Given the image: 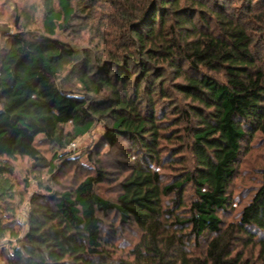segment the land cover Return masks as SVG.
I'll use <instances>...</instances> for the list:
<instances>
[{"label":"trees","instance_id":"1","mask_svg":"<svg viewBox=\"0 0 264 264\" xmlns=\"http://www.w3.org/2000/svg\"><path fill=\"white\" fill-rule=\"evenodd\" d=\"M260 4L264 21V0L16 5L0 60V260L264 264V170L236 218L221 216L238 204L229 188L244 144L264 138V38L240 18ZM97 123L107 147L127 144L119 195L97 192L99 170L73 189L32 193L22 224L11 162L52 175ZM42 143L55 150L50 160ZM110 214L137 234L124 257L102 232Z\"/></svg>","mask_w":264,"mask_h":264},{"label":"rangeland","instance_id":"2","mask_svg":"<svg viewBox=\"0 0 264 264\" xmlns=\"http://www.w3.org/2000/svg\"><path fill=\"white\" fill-rule=\"evenodd\" d=\"M38 1L0 0V25L5 24L10 28L7 32L12 33L14 31L12 24L15 6L28 8L31 5H36ZM241 8L240 12L243 16L240 18L242 24L246 26L252 37H256L257 39L261 37V40H263L264 21L257 19L256 15H254L263 10L261 4L251 9ZM2 31L4 30L0 28V60L3 53L10 47V38L3 35ZM72 38H74V34L71 33L69 35H60V39L66 41H70ZM78 45L84 46L81 42H78ZM260 51L264 55V47ZM102 127V123H97L88 135L72 143L67 148L69 159L56 161V171L52 175H49L46 169L33 168L31 162L27 159H16L11 162L17 180V194H20L24 202H26L32 193H45L46 189H50L53 192L70 190L85 177L95 176L101 170L105 181L97 185L96 190L104 198L114 201L120 193L119 184L128 172L127 162H124V159H122L124 157L125 160H129L126 159L127 151L125 149L127 144L120 142L115 149L107 147L102 142ZM42 144H39L40 151L50 160L55 150L50 145ZM171 170L166 169L163 173L169 177L173 174ZM262 170H264V138L255 134L243 146L241 157L237 164V173L229 188V193H231L233 199L238 201V204L234 208L233 213L221 214L226 223L234 220V215H236L240 206L247 202L253 191L258 187ZM24 179L28 180L29 187H25ZM23 192L25 193L24 196ZM27 212L28 205L26 202L18 210V220L22 224L26 222ZM103 222L104 227L102 232L109 243L108 245L114 249L111 250L114 257L126 256L129 247L132 246L137 238L134 226L122 225L119 219L112 214L105 217ZM0 264L4 263L0 260Z\"/></svg>","mask_w":264,"mask_h":264},{"label":"water","instance_id":"3","mask_svg":"<svg viewBox=\"0 0 264 264\" xmlns=\"http://www.w3.org/2000/svg\"><path fill=\"white\" fill-rule=\"evenodd\" d=\"M0 28H2V29H3L4 31H6V32L9 31V29H10V28H9L8 26H6L5 24H1V25H0Z\"/></svg>","mask_w":264,"mask_h":264}]
</instances>
